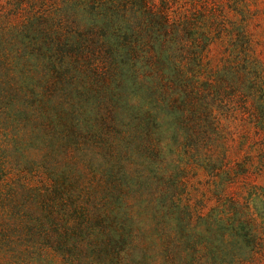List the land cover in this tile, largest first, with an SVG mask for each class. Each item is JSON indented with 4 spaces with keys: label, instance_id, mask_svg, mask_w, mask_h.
<instances>
[{
    "label": "trees",
    "instance_id": "1",
    "mask_svg": "<svg viewBox=\"0 0 264 264\" xmlns=\"http://www.w3.org/2000/svg\"><path fill=\"white\" fill-rule=\"evenodd\" d=\"M228 2L240 5L243 0ZM218 3L80 0L74 9L79 17H73L79 27L87 16L102 36L93 50L105 57L93 58L88 69L95 74L97 94H115L113 77L118 85L129 80L134 90L145 84L153 88L156 103L186 124L191 119L197 124L189 126L188 144L195 153L191 164L203 171L215 168L210 139L220 143L221 162L227 166L229 131L220 124L221 109L242 91H230L222 76H204L210 71L206 53L215 42L210 22L218 18L210 11ZM48 13L32 11L13 38L0 34V262L236 264L237 253L207 241L202 211L193 214L181 192L166 194L155 185L148 193L141 187L132 193L119 174L120 164L114 172L115 164L105 158L97 165L99 179L94 180L95 173L92 180L85 175L83 163L96 155L80 154L78 147L87 143L103 149L110 145L109 136L101 125L88 130L73 125L62 98L72 84L69 70L78 64L77 55L88 51L77 37L91 41L67 25L72 16L67 7ZM241 52L243 69L255 72V81L248 79V98L257 97L264 106L261 64L248 42ZM81 59L85 63L88 57ZM227 224L235 236L246 235L243 225Z\"/></svg>",
    "mask_w": 264,
    "mask_h": 264
},
{
    "label": "rangeland",
    "instance_id": "2",
    "mask_svg": "<svg viewBox=\"0 0 264 264\" xmlns=\"http://www.w3.org/2000/svg\"><path fill=\"white\" fill-rule=\"evenodd\" d=\"M220 1L210 11L218 18L210 22L215 42L206 53L210 71L204 76L214 79L222 76L226 88L242 91L233 103L222 105L220 124L229 131L227 166L221 162L224 150L220 143L210 139V150L216 155L213 171H203L191 164L190 158L195 153L188 144L189 126L197 124L192 119L186 124L183 117H174L167 106L156 103L153 88L145 84L134 90L129 80L118 85L113 77L110 90L114 89L115 94H97L92 84L95 74L88 69L92 68L93 58L104 56L93 50L102 36L87 16L79 27L73 21V17H79L74 9L80 0H0V34L5 31L13 38V32L20 29L32 11L51 14L67 7L72 12L67 25L74 31L87 33L91 42L87 44L77 37L79 44L82 41V47L88 48L82 56L88 60L82 63V57L77 55L80 60L75 69L69 70L72 84L64 88L62 103L69 107L73 125L85 130L94 124L101 125L110 143L103 149L87 143L78 147L80 154L96 155L83 163L85 175L90 179L94 173L98 176L97 165L105 158L115 164L114 172L120 164L119 174H123V182L132 193L140 187L148 193L155 185L163 186L166 194L181 192L183 201L189 199L193 214L202 211L204 219L200 223L207 241L221 243L226 250L237 253L239 257L233 255L236 264H264V106L257 97L252 101L248 98H251L246 91L248 79L251 77L253 83L255 72L253 67L248 68L251 71L243 69V51L238 55L248 42L264 76V0H243L240 5ZM197 15L192 13V18ZM253 61L248 60V64L252 66ZM81 132L79 139L83 140ZM227 222L243 225L246 235L235 236ZM251 251L257 254H247Z\"/></svg>",
    "mask_w": 264,
    "mask_h": 264
}]
</instances>
